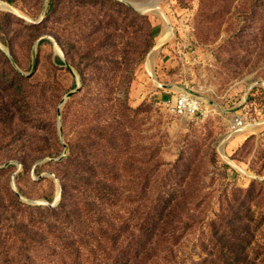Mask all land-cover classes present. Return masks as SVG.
Masks as SVG:
<instances>
[{"label": "rangeland", "instance_id": "1", "mask_svg": "<svg viewBox=\"0 0 264 264\" xmlns=\"http://www.w3.org/2000/svg\"><path fill=\"white\" fill-rule=\"evenodd\" d=\"M49 1L0 0L10 6L0 13L13 15L6 27L12 46L0 34V50L31 92L12 127L0 123V238L9 236L6 220L43 219L44 208L57 205L58 170L74 148L85 153L88 174H97L90 180L114 184L102 209L117 222L135 216L143 184L150 198L176 194L184 202L178 242L164 240L144 264L199 260L209 224L227 201L253 184L264 197V0H113L149 18L155 45L141 63L135 28L120 23L117 5L101 11L89 1L58 0L47 18ZM41 22L39 43L25 27ZM101 27L109 29L108 40ZM166 29L169 37L160 40ZM66 44L78 51L85 83ZM181 93L200 99L198 113L169 112L167 101ZM0 99L7 102L9 92L0 88ZM259 204L246 235L248 262L225 263L264 264V254L254 253L264 246ZM9 244L19 246L8 238ZM106 245L100 235L79 250L87 264H109Z\"/></svg>", "mask_w": 264, "mask_h": 264}, {"label": "trees", "instance_id": "2", "mask_svg": "<svg viewBox=\"0 0 264 264\" xmlns=\"http://www.w3.org/2000/svg\"><path fill=\"white\" fill-rule=\"evenodd\" d=\"M3 1L10 5H15L17 2V0ZM83 1L85 3L89 1L93 7L101 11L117 5L120 23L131 22L135 28L136 43L138 42V44L135 43V52L137 63H141L155 45V35L148 16L139 14L119 1ZM57 6L58 0L49 1L47 18L55 15ZM12 19V14L0 13V34H2L3 42L8 46H12V42L6 33V27L11 26ZM43 22L26 25L25 28L31 40L34 41L42 36L45 31ZM101 29L104 36L102 40H108L106 37L109 35V29L107 27H101ZM44 40L40 38L38 41L42 43ZM66 46L70 45L63 46L68 60L71 64L78 66L82 81L85 83L87 73L79 67L75 58L78 51H72L71 46L70 49H66ZM81 55L88 58L91 54L86 52ZM26 81L18 71L14 70L12 60L0 50V88L9 92V100L0 101V123L12 127L14 118L19 111L23 110L21 109L23 105L29 104L31 92L25 87ZM43 156L51 157L50 153ZM61 165L62 168L58 170L60 199L57 205L46 206L44 208L46 216L43 219H35L31 216L28 222L6 220L10 225L9 236H6L5 240L0 238L1 264H87L88 260L82 256L79 249L88 241L89 243L98 241L100 235L107 239V245L102 251L107 263L144 264L151 259L155 249L157 251L159 247L162 248L164 240L168 243L167 239L176 237L172 241V246L178 242L179 237L175 236L174 231L177 222H182L178 213L184 202L178 199L176 194L163 193L160 197L153 199L148 195L151 194L150 186L143 184L138 189L141 193V201L137 202L135 216L131 221L124 218L122 222H117V218L109 216L107 211L102 209L103 204L110 199L115 186L107 180L100 179L97 182L90 180L91 175L97 174L93 171L89 175L85 170V153L80 149L71 148L66 158L61 161ZM24 166L27 167L26 161ZM243 194L244 196L236 195L232 202L227 201L216 219L211 220L208 237L201 244L199 260H192L191 264H227L225 262H230L231 258H237L239 262H248L245 243L249 245L250 242L246 235L252 234L251 224L255 214L253 207H260L259 203L264 202V197L258 191L256 184L243 191ZM8 238L11 243L19 244V246L7 245ZM58 248L59 253H57ZM168 250L174 251L172 247ZM254 253H257V256L264 254V246L254 250ZM54 258L56 261H53ZM249 264L258 263L249 262Z\"/></svg>", "mask_w": 264, "mask_h": 264}, {"label": "built area", "instance_id": "3", "mask_svg": "<svg viewBox=\"0 0 264 264\" xmlns=\"http://www.w3.org/2000/svg\"><path fill=\"white\" fill-rule=\"evenodd\" d=\"M168 110L177 116L194 115L200 111L201 101L189 93H181L167 101Z\"/></svg>", "mask_w": 264, "mask_h": 264}, {"label": "bare ground", "instance_id": "4", "mask_svg": "<svg viewBox=\"0 0 264 264\" xmlns=\"http://www.w3.org/2000/svg\"><path fill=\"white\" fill-rule=\"evenodd\" d=\"M131 3V2H130ZM153 3V2H152ZM154 4V3H153ZM135 6L136 7H138L139 9H141V10H144V8L142 7V6H140V5H137V4H135ZM155 7V6H154ZM136 9V8H135ZM0 10H10V6H7L6 4H4V3H2V2H0ZM146 10V9H145ZM149 10V9H148ZM170 30L169 29H166L165 30V32L161 35V37H160V40H166L168 37H169V35H170V32H169ZM162 42V41H161ZM154 49H157V48H154ZM224 145V144H223ZM222 149H223V147H222Z\"/></svg>", "mask_w": 264, "mask_h": 264}]
</instances>
